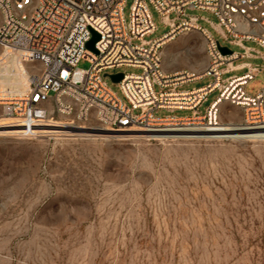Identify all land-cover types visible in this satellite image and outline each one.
Listing matches in <instances>:
<instances>
[{"label":"rangeland","instance_id":"374dc122","mask_svg":"<svg viewBox=\"0 0 264 264\" xmlns=\"http://www.w3.org/2000/svg\"><path fill=\"white\" fill-rule=\"evenodd\" d=\"M131 3L125 1V21ZM150 11L156 28L144 40L168 30ZM186 13L216 22L207 11ZM198 24L221 41L209 22L198 19ZM243 44L264 54L255 43ZM5 55L0 48V89L19 90L28 79L25 55L12 60L6 78ZM161 59L168 72L200 73L206 63L201 35L181 32L163 45ZM242 62L263 64L260 58L233 61ZM77 67L87 69L89 63L80 60ZM107 72L139 74L141 69L121 66ZM210 80L207 76L180 89ZM106 82L124 100L119 85L110 78ZM263 85L261 70L245 92L254 95ZM216 95L209 93L199 110ZM218 120V133L136 131L107 137L91 130L93 123L62 127L74 124L58 116L59 124L30 138L2 134L5 124L9 130L15 125L0 122V264H264V131L241 126V109L227 103L220 105Z\"/></svg>","mask_w":264,"mask_h":264},{"label":"built area","instance_id":"2783aa9c","mask_svg":"<svg viewBox=\"0 0 264 264\" xmlns=\"http://www.w3.org/2000/svg\"><path fill=\"white\" fill-rule=\"evenodd\" d=\"M125 1L0 0L4 76L12 73L9 66L18 54L25 55L22 63L27 68L28 79L21 89H0L1 115L13 120L16 136H35L37 128L56 123L58 116L70 119L75 127L93 123L90 129L109 135L161 133L184 126L205 129L219 123L222 103L241 109V126L264 131V85L254 95L245 92L248 82L264 70V54L243 44L249 41L264 48V0H132L128 21L123 16ZM150 8L168 30L144 40L156 28ZM194 9L207 11L216 22L186 13ZM198 19L209 22L221 41L201 27ZM192 30L203 39L206 63L201 72L194 76L185 70L166 71L161 59L163 45ZM92 31L99 35L96 53L86 47ZM218 46L227 47L230 53L222 54ZM230 46L242 51L235 52ZM239 58H260L263 64H234ZM80 60L87 61L89 67L78 68ZM121 66L140 68L141 72H107ZM235 70L244 73L222 78ZM116 73L122 74L117 84L124 100L106 82L108 75ZM207 76L211 80L205 85L180 89ZM213 91L215 99L201 112V104ZM160 109L190 110L192 114L156 116Z\"/></svg>","mask_w":264,"mask_h":264},{"label":"bare ground","instance_id":"6f19581e","mask_svg":"<svg viewBox=\"0 0 264 264\" xmlns=\"http://www.w3.org/2000/svg\"><path fill=\"white\" fill-rule=\"evenodd\" d=\"M22 55V54H21ZM25 58V56L23 57V59ZM187 57H185L186 59ZM188 59V58H187ZM187 64H189V61H187ZM198 65H201V63H199ZM194 71V70H192ZM199 74V73H198ZM198 74H194V76H197ZM221 105V104H220ZM13 122L12 119H10L9 117H6V116H3V115H0V122ZM53 124H59V123H53ZM60 125H64V124H60ZM10 124H5V127H3L4 129H1V133L2 134H18V130H17V127H14V130H9L10 129ZM67 126H71L72 128L75 127V126H72V125H64L62 127H67ZM44 127H40V128H37L35 130V134H37V131H40V130H43ZM95 127H92L91 130H95L94 129ZM222 128V126L219 125V123L217 124V126L215 127H211V128H205V129H197V128H191V127H188V126H184L182 128H173V129H169L168 131H165V132H161L159 134H163V133H178L179 135L178 136H190V134H195V133H203V132H214V133H218V131ZM210 130V131H209ZM87 132H90V131H87ZM129 132H133V133H128L129 135L131 134H134V132L136 131H129ZM48 133V132H47ZM64 132H59L58 134H62ZM66 133V132H65ZM91 133H93L91 131ZM98 134V133H97ZM150 134H158V133H150ZM101 135H104V136H107V137H112L114 136L115 134H101ZM139 135V134H138ZM172 135V134H171ZM175 136V135H174ZM165 137V136H164Z\"/></svg>","mask_w":264,"mask_h":264},{"label":"water","instance_id":"95a60500","mask_svg":"<svg viewBox=\"0 0 264 264\" xmlns=\"http://www.w3.org/2000/svg\"><path fill=\"white\" fill-rule=\"evenodd\" d=\"M98 39H99V35L96 32L92 31V37L86 44L87 49L93 53H96L94 44ZM218 49L222 54L230 53V50L227 47L218 46ZM108 77L111 79L112 82L118 83L122 79V74L121 73L111 74L108 75Z\"/></svg>","mask_w":264,"mask_h":264}]
</instances>
